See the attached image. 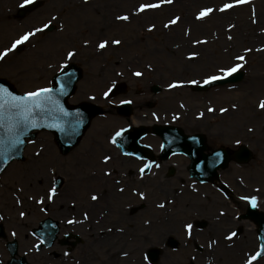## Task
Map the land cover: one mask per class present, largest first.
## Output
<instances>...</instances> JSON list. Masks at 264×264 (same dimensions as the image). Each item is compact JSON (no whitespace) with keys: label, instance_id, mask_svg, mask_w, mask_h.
Returning a JSON list of instances; mask_svg holds the SVG:
<instances>
[{"label":"rangeland","instance_id":"1","mask_svg":"<svg viewBox=\"0 0 264 264\" xmlns=\"http://www.w3.org/2000/svg\"><path fill=\"white\" fill-rule=\"evenodd\" d=\"M34 1H40L41 5L20 16L23 0H0V51L44 23L51 21L55 26L51 31L37 33L5 61H0V77L6 78L17 91L26 93L50 86L55 73L65 65L78 64L83 69V77L69 103L98 104L105 113L92 119L78 145L67 154L61 152L52 133L39 131L28 141L24 159L13 161L0 175V224L6 234L0 237V264H7L10 258L6 248L8 240L18 241L19 255L31 264H103L105 261L106 264H152L143 261L151 246L162 250L155 264L214 263V250L218 251L219 247L228 258L232 256L227 252L230 248L241 258L248 251L253 252L256 244L251 247L240 241L232 244L224 239L226 229L208 223L206 217L212 213L205 205L211 202L218 210L220 205L219 201L212 202L214 195L206 194V188H190L192 184L185 186L182 179L166 182L158 175L142 182L136 172L138 165L111 143V137L128 124L125 117L117 114V106L122 100H131L132 117L157 124L174 123L189 133L203 132L212 148L233 147L237 139L248 144L254 151L253 159L237 172L259 179L251 180L252 184L264 181V111L258 108L259 101L264 99V51H257L264 48V0H251L250 4L224 13L213 12L204 21L195 19L202 8L217 9L230 0H174L172 4L143 13L136 11L141 3L157 0ZM253 10L256 23H252ZM118 15H128L129 20H117ZM53 16L57 19L52 20ZM175 16L181 17L180 22L165 28ZM153 24L155 29L149 31ZM230 24L235 25L231 31ZM229 35L232 40L228 39ZM103 39L109 40V46L100 50L96 45ZM113 39H120L122 43L112 44ZM195 40H207V43L195 44ZM245 48L253 51L245 53ZM72 50L76 55L66 59L67 52ZM192 52L199 55L189 59ZM238 54L247 59L239 71L240 81L205 91H197L196 85L187 83L190 79L202 80L207 75L218 74V68L235 63L234 57ZM135 71H142L144 75L136 77ZM112 81L117 88L105 98L103 92ZM174 81H184L185 85L170 89L168 85ZM153 85L161 87V92L153 93ZM233 104L237 107L233 108ZM208 108L216 111L208 112ZM221 108L228 111L221 113ZM201 113H204L202 117ZM145 141L154 143L155 147L158 142L151 134ZM106 154L112 156L108 164L103 163ZM179 158L183 156L170 160L177 164L176 169L181 164ZM105 172L111 175L105 176ZM97 175L100 178L94 181ZM59 178L62 184L57 188ZM51 187H56L57 195L49 201ZM121 187L123 194L117 189ZM173 187L175 190H171ZM103 191L107 192L105 198L95 205L91 195L99 196ZM141 191L145 199L138 195ZM78 194L83 195L84 205L89 208L79 207L72 213L71 208L79 206ZM186 196L190 198L184 200ZM40 198L44 204H37ZM111 201L113 205L109 208ZM161 203L164 208L158 207ZM21 211L26 215L21 217ZM85 211L90 217L105 214V225L67 223L71 215L81 216ZM48 217L61 224L60 237L68 232L81 235L82 243L77 248L81 253H88L85 263L77 248L67 251L65 246L56 243L49 249L37 250L33 229ZM186 222L193 225L191 237L183 227ZM115 231L121 233L116 248L115 238L103 240L99 236ZM130 237L134 239L132 244L128 241ZM169 237L179 241L177 249L167 246ZM125 251L127 257L122 255ZM119 252L120 259L114 263L112 255ZM258 262L264 264V257Z\"/></svg>","mask_w":264,"mask_h":264},{"label":"snow or ice","instance_id":"2","mask_svg":"<svg viewBox=\"0 0 264 264\" xmlns=\"http://www.w3.org/2000/svg\"><path fill=\"white\" fill-rule=\"evenodd\" d=\"M34 0H23V4H21V7H24L26 5L33 4ZM84 3H87V0H84ZM174 3V0H157L155 3H141L137 8V13H143L148 10L152 9H158L164 4H172ZM251 0H230V2L224 3L222 6H220L217 9H214L212 7H205L202 8L195 16V19L198 21H204L208 17L211 16L213 12H228L229 10L233 9L236 6L244 5V4H250ZM255 17V11L253 10V19L252 23H256ZM57 17L53 16L52 20H56ZM117 20L120 21H128L129 16L128 15H118L116 16ZM181 17L175 16L168 20V22L164 25L165 28H169L172 25H176L180 22ZM52 27V22L49 21L48 23H44L42 27L34 28L30 31L25 32L24 34L20 35L17 39H15L9 47L4 48L2 51H0V61H5V59L9 56L10 53L15 52L19 46L26 44L29 42V40L36 36L37 33H43L46 30H49ZM155 24H153L148 30L152 31L155 29ZM63 28V25H61V29ZM233 28H235V25L230 24L228 26V30L231 31ZM229 40H232L233 37L231 35L228 36ZM85 44L88 43V41L84 42ZM112 44L120 45L122 41L120 39H113L111 41ZM195 44H206L207 40H195ZM109 46V40L103 39L99 41L96 45V47L100 50H104ZM253 51L252 48H245V53H251ZM257 51H264V48L257 49ZM76 55V52L74 50L68 51L66 55V59H71L73 56ZM199 53L192 52L189 55V59H195ZM235 63L227 66H221L218 68V74H210L206 77L202 78V80L197 79H190L187 81L188 84L191 85H200L201 83L203 85H211L214 84L217 81L227 79L228 77L233 76L234 74L238 73L242 68H244L245 64L247 63L246 56L243 54H238L234 57ZM67 67V65H65ZM150 67V65H149ZM136 77H142L144 73L142 71H135L133 73ZM185 82L184 81H174L168 85L170 89L175 88H181L184 87ZM117 88V84L115 81H112L111 84L107 87V90L103 92V96L105 98H108L111 94H113L114 90ZM61 92L64 91L63 87H61ZM53 88L48 87H40L37 88L34 91H28L24 93L23 95H15L13 92H11L7 87H4L0 85V158L7 159L6 153L10 149H15L18 145L23 144V140L21 139L22 136H24L25 131L28 128H37L40 125L33 119L35 114L40 111H44L46 105L53 102ZM91 99H95V97H91ZM121 103L123 104H131V100H122ZM233 108H236L237 106L235 104L232 105ZM258 108L261 111H264V99L260 100L258 103ZM216 110L214 108H208V112H215ZM228 109L221 108L220 112L225 113ZM60 112L62 115L67 116L68 113L65 112L63 109H60ZM155 115V114H154ZM201 117L204 115V113L200 114ZM158 118V117H157ZM175 118V117H174ZM79 123V121H78ZM48 127L52 128H59L61 131L63 130L59 124H51L48 125ZM126 130L120 129L119 131H116L115 134L111 137V143L117 144V141L119 138H121ZM249 131H253V129H249ZM7 142V144H6ZM237 145L241 143L239 139L235 141ZM6 144V146H5ZM125 155H133L132 153H125ZM219 155V153L217 154ZM36 156H40V152L36 153ZM112 160V156L110 155H104L103 156V163L108 164L109 161ZM156 167H159V165H156ZM152 168L151 163H146L143 167L139 169L140 175L144 176L146 173V169L150 170ZM0 171H3V169H0ZM105 176H110L111 172H105ZM119 183V182H118ZM120 192H124V188L118 189ZM259 191V189H257ZM57 195V189L56 187H51L48 190V196L47 199L49 201L53 200V198ZM138 195L141 199H145L144 192H139ZM92 201H97L100 199L99 196L93 194L91 195ZM243 200L248 201L253 208H256L258 206V197L253 196H245L242 197ZM37 204H44V199L40 198L36 201ZM159 208H164L165 205L163 203L158 205ZM42 211H47V209H42ZM26 215V212L21 211L20 216L23 217ZM83 220L89 219L88 212H83ZM223 215V213H221ZM2 219V217H0ZM82 220H77L75 218L68 219L67 223L69 225L72 224H79L82 223ZM184 229L186 230V234L191 237L192 236V230L193 225L191 223H184L183 225ZM111 231V229H109ZM120 231H123L121 229ZM15 235V233H13ZM238 233L236 231H230L227 233V235L224 237L228 241H233L234 238H236ZM43 243V241H41ZM215 243V241H213ZM37 250H39V245H36ZM67 255V253H65ZM123 256L127 257L128 252H123ZM264 257V244H261L260 249L256 251L254 254H251L247 257L245 264H255V262ZM149 260V256L147 254L143 255V261L147 262Z\"/></svg>","mask_w":264,"mask_h":264},{"label":"water","instance_id":"3","mask_svg":"<svg viewBox=\"0 0 264 264\" xmlns=\"http://www.w3.org/2000/svg\"><path fill=\"white\" fill-rule=\"evenodd\" d=\"M81 77V70L76 65H70L61 73L55 76L54 86L52 87L55 91L53 93V102L46 105L45 110L38 111L33 119L40 125L37 128H28L25 131L24 136L21 137L23 144L18 145L15 149H10L6 155L7 159L0 158V169H4L8 163L14 158H21L23 153V148L26 144L27 137H34V130L37 129H48L55 133L56 139L64 152H68L74 145L77 144L80 137L82 136L84 130L88 127L91 118L94 115L102 113V109L96 105L92 104H80L78 106L72 107L67 103L68 97L74 92L75 84ZM239 79V75L231 76L227 79L217 81L215 83L222 84L227 81H236ZM0 85L7 87L15 95L18 94L5 80L0 79ZM61 87L64 91L61 92ZM206 86H201L199 88H206ZM158 90L157 88L155 89ZM60 109H63L68 113L67 116L61 114ZM129 112V109H126ZM79 121V123H78ZM51 124H59L62 131L59 128L48 127ZM2 132V130H0ZM160 133L164 135L166 144L170 146L169 151H185L190 154L193 152L194 164H200L202 161L206 162V156L203 154L205 146L203 145L205 138L190 137L184 135L180 130L173 128H164L160 130ZM136 140V139H135ZM198 141L197 145H194ZM7 144V142H6ZM5 144V146H6ZM125 146V143H124ZM218 153H215L216 155ZM220 154V153H219ZM224 155V154H223ZM242 160L246 161L249 157V153L246 151L241 154ZM226 159V158H225ZM227 164V160L222 163L213 164L216 169L218 167H224ZM1 172V171H0ZM259 223L264 227V218H259ZM37 234L43 239L46 245H51L57 237L59 232V227L51 219H46L41 223V227L36 230ZM262 232V230H260ZM3 231L0 230V235ZM262 244H264V237L262 236ZM13 246V245H12ZM13 253H15L13 251ZM10 264H28L24 258L17 260L12 259Z\"/></svg>","mask_w":264,"mask_h":264},{"label":"bare ground","instance_id":"4","mask_svg":"<svg viewBox=\"0 0 264 264\" xmlns=\"http://www.w3.org/2000/svg\"><path fill=\"white\" fill-rule=\"evenodd\" d=\"M131 120H132V122H133V124H135V125H139V124H141V123H144V121H142V120H139V119H136V118H131ZM14 167V166H13ZM100 178V176L99 175H97L96 177H95V180L94 181H96L97 179H99ZM6 186H7V184H6ZM190 197L189 196H186V199H184V200H188ZM194 198V197H193ZM247 203H249L248 201H246L245 200V204H247ZM160 214H164V212L163 211H160ZM177 215V213L176 214H174L173 216H176ZM55 216V215H54ZM253 225H254V227L256 228V225L253 223ZM243 238L244 239H248V240H254V236H253V234H249V233H246L244 236H242V238H241V241H240V243L242 244V240H243ZM239 241V240H238ZM231 250H229V251H227L229 254H230V256H231V253H232V256L230 257V258H228V257H225V254L226 253H224V250L223 249H221L220 247H219V249H218V251H217V249L216 250H214V254L215 255H213V259H214V261L216 260V259H218L220 262H221V264H227L228 262H231V261H233V262H238L240 259H242L240 256H237L236 254H235V251H234V249L233 248H230ZM244 258V257H243Z\"/></svg>","mask_w":264,"mask_h":264}]
</instances>
